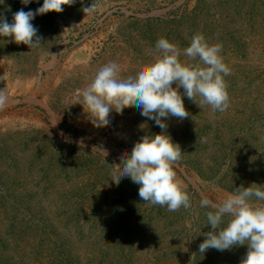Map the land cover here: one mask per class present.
Returning <instances> with one entry per match:
<instances>
[{"label": "rangeland", "instance_id": "obj_1", "mask_svg": "<svg viewBox=\"0 0 264 264\" xmlns=\"http://www.w3.org/2000/svg\"><path fill=\"white\" fill-rule=\"evenodd\" d=\"M42 4L5 0L0 15L11 23ZM63 9L34 18L37 47L0 37L9 97L0 110V264H240L247 245L199 253L212 230L200 199L264 188V0H76ZM196 33L223 45L230 107L201 109L181 88L189 117L162 118L181 147L174 170L192 203L169 212L141 200L130 178L110 179L121 155L161 128L135 106L97 128L75 92L109 61L133 74L159 55V38L184 49Z\"/></svg>", "mask_w": 264, "mask_h": 264}, {"label": "clouds", "instance_id": "obj_2", "mask_svg": "<svg viewBox=\"0 0 264 264\" xmlns=\"http://www.w3.org/2000/svg\"><path fill=\"white\" fill-rule=\"evenodd\" d=\"M4 2L0 0V5ZM20 2L26 6L33 0ZM74 3L76 0H43L35 11L21 8L15 12L11 23L0 15V37L11 38V42L30 49L37 47L41 38L32 24L34 18L48 12L61 13L64 5ZM95 9L92 4L83 11L92 13ZM154 51L159 55L133 74L122 75L121 65L115 61L103 64L89 83L76 90L74 104L83 106L97 128L110 124L111 111L119 113L130 106L141 109L142 116L154 120L161 133L144 135L130 154L125 151L110 179L119 184L122 178H130L139 186L140 199L150 206L166 207L169 212L181 208L187 211L192 208L190 194L174 170L182 158V150L166 133L168 125L162 118L176 117L183 121L189 117L181 88L183 95L201 109L208 107L212 113L225 112L230 107L225 77L231 75V69L221 55L223 45L210 43L203 33L194 34L184 49L161 37ZM181 56L186 59L182 61ZM8 103L6 91L0 90V110ZM200 207L210 209L205 215L206 225H211L212 229L203 233L206 238L199 245L201 255L209 249L223 252L247 245L240 264H264V188L255 183L241 186L218 202L202 196Z\"/></svg>", "mask_w": 264, "mask_h": 264}]
</instances>
